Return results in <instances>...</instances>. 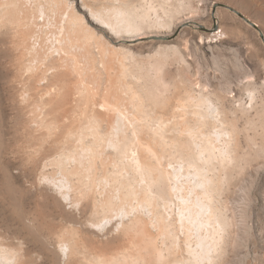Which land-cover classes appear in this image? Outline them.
Here are the masks:
<instances>
[{
  "label": "bare ground",
  "instance_id": "bare-ground-1",
  "mask_svg": "<svg viewBox=\"0 0 264 264\" xmlns=\"http://www.w3.org/2000/svg\"><path fill=\"white\" fill-rule=\"evenodd\" d=\"M178 1L158 12L152 0H0V107L28 141L4 179L24 175L20 193L59 213L37 259L35 211L14 227L1 218L0 264H227V169L241 144L209 71L192 79L190 36L171 39L189 18Z\"/></svg>",
  "mask_w": 264,
  "mask_h": 264
},
{
  "label": "rangeland",
  "instance_id": "rangeland-1",
  "mask_svg": "<svg viewBox=\"0 0 264 264\" xmlns=\"http://www.w3.org/2000/svg\"><path fill=\"white\" fill-rule=\"evenodd\" d=\"M178 2L152 0L158 12L163 6L177 7ZM182 4L178 20L181 23L189 17L188 22L176 25L171 39H179L184 47L185 39L190 36L193 57L188 56V59L192 60V79L200 84L201 72L209 71L211 98L216 100L221 93L224 95L228 124H232L231 128L236 125L234 133L241 144L234 163L227 169V264H264V0H183ZM188 4L192 12L184 9ZM212 31L218 33L214 35ZM207 40L208 49L203 46ZM187 73L185 68L181 70L183 80ZM252 92L254 98L250 103L248 95ZM0 93L2 95V89ZM3 100L0 107V219L14 227L16 216L22 210L35 211L36 220L28 230L27 246L31 256L37 259L43 245L52 248L47 243L49 220L52 216L58 218L59 213L50 198L34 191L27 196L20 193L15 185L29 186L24 175H16L10 183L4 179L7 170L13 175L18 172L15 164L23 157L22 146L28 141L20 129L18 113L5 98ZM248 103L251 105L248 110L238 107V104L248 106ZM41 188L54 194L46 185ZM0 225V233H3L4 226ZM52 255L60 262L56 251ZM52 255H45L48 263Z\"/></svg>",
  "mask_w": 264,
  "mask_h": 264
}]
</instances>
